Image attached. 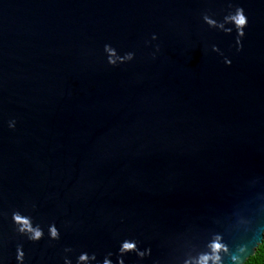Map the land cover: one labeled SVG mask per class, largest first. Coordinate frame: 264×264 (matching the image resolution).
<instances>
[{
	"label": "water",
	"instance_id": "1",
	"mask_svg": "<svg viewBox=\"0 0 264 264\" xmlns=\"http://www.w3.org/2000/svg\"><path fill=\"white\" fill-rule=\"evenodd\" d=\"M230 4L249 17L240 51L202 20ZM105 43L136 57L109 65ZM234 205L264 215V0H0L5 264L17 243L26 264H63L65 246L102 259L125 237L168 264L178 234ZM17 208L61 239L17 235Z\"/></svg>",
	"mask_w": 264,
	"mask_h": 264
},
{
	"label": "clouds",
	"instance_id": "2",
	"mask_svg": "<svg viewBox=\"0 0 264 264\" xmlns=\"http://www.w3.org/2000/svg\"><path fill=\"white\" fill-rule=\"evenodd\" d=\"M202 20L209 27L225 33H232L235 30L237 51L243 48V37L246 34L249 17L242 5L230 4L229 11L222 20H217L208 12L202 14ZM157 39V33L153 32L150 41L146 43ZM155 48L158 52L159 45L157 44ZM103 50L106 54V62L112 66L128 63L136 57L135 51L131 50L120 54L110 43H105ZM211 50L221 55L226 65L232 64V59L225 56L218 45L212 44ZM156 52L152 53L153 58ZM7 123L9 128L16 127L15 119ZM32 207L36 206L32 205ZM11 222L13 231L27 241L39 242L45 235L49 242L61 239V230L54 221L42 226L34 221L31 214L19 208L11 212ZM261 244H264V215L244 205H234L211 216L207 227L178 234L168 264H249L250 256L254 255L253 249ZM74 252L71 246L63 248V264H125L124 257L129 253H135L140 264H143L144 259L151 256L152 248L151 246L141 248L139 240L125 237L118 240V250L115 254L109 251L102 259L98 258L96 252L80 250L73 260V256L69 254ZM114 255L115 260H113ZM25 257L24 245L17 243L15 247L17 264H26ZM0 264H5L3 257H0ZM153 264H161V261L154 260Z\"/></svg>",
	"mask_w": 264,
	"mask_h": 264
},
{
	"label": "trees",
	"instance_id": "3",
	"mask_svg": "<svg viewBox=\"0 0 264 264\" xmlns=\"http://www.w3.org/2000/svg\"><path fill=\"white\" fill-rule=\"evenodd\" d=\"M249 264H264V244H261L256 253L249 258Z\"/></svg>",
	"mask_w": 264,
	"mask_h": 264
}]
</instances>
